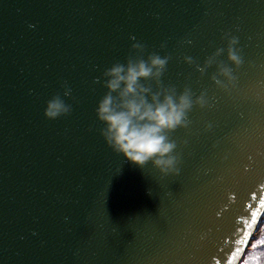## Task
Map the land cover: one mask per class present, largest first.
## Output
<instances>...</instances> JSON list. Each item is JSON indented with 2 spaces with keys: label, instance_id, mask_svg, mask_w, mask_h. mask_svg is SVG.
<instances>
[{
  "label": "water",
  "instance_id": "95a60500",
  "mask_svg": "<svg viewBox=\"0 0 264 264\" xmlns=\"http://www.w3.org/2000/svg\"><path fill=\"white\" fill-rule=\"evenodd\" d=\"M150 53L170 57L163 87L207 100L170 134L168 175L96 116L103 72ZM58 95L72 110L50 120ZM263 216L264 0H0V264H238Z\"/></svg>",
  "mask_w": 264,
  "mask_h": 264
},
{
  "label": "clouds",
  "instance_id": "9594fccd",
  "mask_svg": "<svg viewBox=\"0 0 264 264\" xmlns=\"http://www.w3.org/2000/svg\"><path fill=\"white\" fill-rule=\"evenodd\" d=\"M225 38L227 59L239 68L243 58L240 49L235 47L238 38L227 33ZM132 48L141 53L145 51V46L140 43L133 44ZM224 51L222 48L217 49L214 55H221ZM169 59V56L161 58L156 53H150L146 59L142 55L138 58L130 56L126 64H113L103 72V86L108 91L96 108L98 120L105 125L100 129V134L106 144L115 153L122 154L127 161L141 168L150 162L163 175L179 172L176 167L179 156L174 154L177 144L170 134L177 128L189 127V113L194 105L204 108L207 104L203 92L193 99L194 93L188 87L178 94L175 87L161 85V77ZM212 59L209 57L205 61L206 65H210ZM185 61L194 63L191 57H185ZM197 67L201 73L205 72V68ZM219 73L227 78V84L215 75L211 79L219 88L227 90L236 79L232 74L233 69L220 66ZM153 80L160 85L161 91L153 92L151 85L147 83ZM69 94L70 90H67L65 95ZM71 110V106L66 105L58 95L47 103L44 115L52 120L70 114ZM262 257L264 250L257 251L252 256L251 264H264Z\"/></svg>",
  "mask_w": 264,
  "mask_h": 264
},
{
  "label": "trees",
  "instance_id": "16d2710c",
  "mask_svg": "<svg viewBox=\"0 0 264 264\" xmlns=\"http://www.w3.org/2000/svg\"><path fill=\"white\" fill-rule=\"evenodd\" d=\"M261 241H264V219L258 224L238 264H251L250 258L255 255L257 251L264 250V244H262ZM262 260H264V257H262Z\"/></svg>",
  "mask_w": 264,
  "mask_h": 264
},
{
  "label": "snow or ice",
  "instance_id": "6c2138e0",
  "mask_svg": "<svg viewBox=\"0 0 264 264\" xmlns=\"http://www.w3.org/2000/svg\"><path fill=\"white\" fill-rule=\"evenodd\" d=\"M250 207H254V206H250ZM251 219L253 220V222L255 221V217L254 216ZM248 226L251 227L252 225L249 224ZM261 243L264 244V241H261ZM253 246H255V245H253ZM252 259L253 258L251 257L250 260L252 261Z\"/></svg>",
  "mask_w": 264,
  "mask_h": 264
},
{
  "label": "rangeland",
  "instance_id": "374dc122",
  "mask_svg": "<svg viewBox=\"0 0 264 264\" xmlns=\"http://www.w3.org/2000/svg\"><path fill=\"white\" fill-rule=\"evenodd\" d=\"M263 218H264V216H263Z\"/></svg>",
  "mask_w": 264,
  "mask_h": 264
}]
</instances>
